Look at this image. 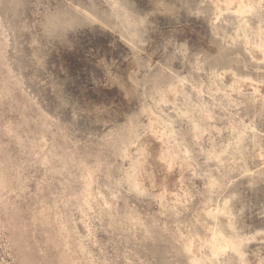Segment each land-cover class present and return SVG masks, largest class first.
Here are the masks:
<instances>
[{
  "label": "rangeland",
  "instance_id": "374dc122",
  "mask_svg": "<svg viewBox=\"0 0 264 264\" xmlns=\"http://www.w3.org/2000/svg\"><path fill=\"white\" fill-rule=\"evenodd\" d=\"M0 172V264H264V0H0Z\"/></svg>",
  "mask_w": 264,
  "mask_h": 264
},
{
  "label": "bare ground",
  "instance_id": "6f19581e",
  "mask_svg": "<svg viewBox=\"0 0 264 264\" xmlns=\"http://www.w3.org/2000/svg\"><path fill=\"white\" fill-rule=\"evenodd\" d=\"M1 173V172H0ZM218 237V236H217ZM217 237L216 236H213V238H212V243L215 245V241H216V239H217Z\"/></svg>",
  "mask_w": 264,
  "mask_h": 264
}]
</instances>
